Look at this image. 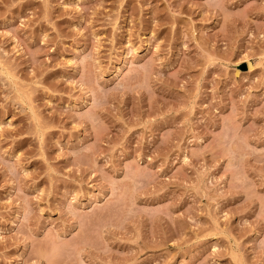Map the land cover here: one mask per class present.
Listing matches in <instances>:
<instances>
[{
    "label": "rangeland",
    "instance_id": "rangeland-1",
    "mask_svg": "<svg viewBox=\"0 0 264 264\" xmlns=\"http://www.w3.org/2000/svg\"><path fill=\"white\" fill-rule=\"evenodd\" d=\"M0 264H264V0H0Z\"/></svg>",
    "mask_w": 264,
    "mask_h": 264
}]
</instances>
